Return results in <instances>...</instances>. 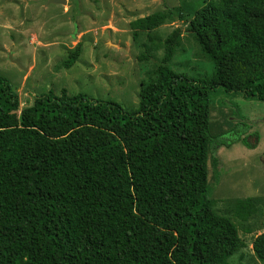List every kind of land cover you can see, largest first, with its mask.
<instances>
[{
  "label": "trees",
  "instance_id": "1",
  "mask_svg": "<svg viewBox=\"0 0 264 264\" xmlns=\"http://www.w3.org/2000/svg\"><path fill=\"white\" fill-rule=\"evenodd\" d=\"M165 7L131 23L134 38L145 31L164 49L135 111L66 89L21 107L0 75V264H231L246 247L214 208L208 161L216 184L217 147L255 148L259 133L213 135L211 93L264 102V0H206L195 11L189 27L215 64L209 80L171 69L181 29L158 43L151 33L177 12ZM80 54L78 43L61 67ZM254 210L252 198L235 203L241 218ZM252 245L264 264V231Z\"/></svg>",
  "mask_w": 264,
  "mask_h": 264
},
{
  "label": "rangeland",
  "instance_id": "2",
  "mask_svg": "<svg viewBox=\"0 0 264 264\" xmlns=\"http://www.w3.org/2000/svg\"><path fill=\"white\" fill-rule=\"evenodd\" d=\"M66 1L0 0V75L13 83L21 107L31 105L38 95L60 96L66 89L70 95L112 100L127 111L137 110L140 89L156 77L164 49L151 44L145 31H138L134 38L131 23L156 12L168 15L165 6L177 12L151 33L158 43L176 27L181 29L171 69L200 80H209L215 74L213 60L189 27L195 11L206 0ZM78 43V60L71 68H62L61 63ZM9 54L25 68L11 61ZM210 115L213 135L234 140L237 131L249 126L246 134L259 133L255 148H247L242 142L218 146L220 181L215 184L210 158L208 178L214 185L210 196L215 210L236 222L246 244L229 259L230 263L262 264L252 244L264 231V102L218 88L211 93ZM249 141L255 142V138L250 136ZM246 198L253 199L255 210L248 218H241L235 213V203Z\"/></svg>",
  "mask_w": 264,
  "mask_h": 264
},
{
  "label": "water",
  "instance_id": "3",
  "mask_svg": "<svg viewBox=\"0 0 264 264\" xmlns=\"http://www.w3.org/2000/svg\"><path fill=\"white\" fill-rule=\"evenodd\" d=\"M48 3H53V4H57V3H62V4H66L67 1L66 0H47ZM10 58H11V61H13L14 63H16L17 65H19L20 67L22 68H25L23 67L17 60L13 59L12 57V54H9Z\"/></svg>",
  "mask_w": 264,
  "mask_h": 264
},
{
  "label": "bare ground",
  "instance_id": "4",
  "mask_svg": "<svg viewBox=\"0 0 264 264\" xmlns=\"http://www.w3.org/2000/svg\"><path fill=\"white\" fill-rule=\"evenodd\" d=\"M165 57V56H164Z\"/></svg>",
  "mask_w": 264,
  "mask_h": 264
}]
</instances>
